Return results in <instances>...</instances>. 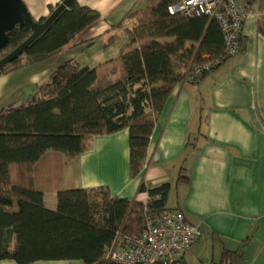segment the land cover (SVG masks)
Returning <instances> with one entry per match:
<instances>
[{"label": "trees", "instance_id": "1", "mask_svg": "<svg viewBox=\"0 0 264 264\" xmlns=\"http://www.w3.org/2000/svg\"><path fill=\"white\" fill-rule=\"evenodd\" d=\"M176 1L148 0L144 8L128 12L114 26L121 30L128 21V29L103 44L108 49L125 38L118 56L94 68L68 60L22 104L0 110V262L112 264L105 259L106 250L119 239L138 236L146 214L153 218L171 212L165 208L166 184L150 190L141 184L146 203L112 196L107 187H56V205L50 209L37 169L49 154L74 159L92 136L127 129L130 177L143 173L156 119L175 86L195 67L210 64L209 71L186 83L197 85L229 59L218 23L204 15H170L168 7ZM253 4L262 14L257 29L264 34V0L248 3ZM101 20L74 0L19 58L0 70V77L61 54ZM31 34L28 24L10 32L0 59Z\"/></svg>", "mask_w": 264, "mask_h": 264}, {"label": "crops", "instance_id": "2", "mask_svg": "<svg viewBox=\"0 0 264 264\" xmlns=\"http://www.w3.org/2000/svg\"><path fill=\"white\" fill-rule=\"evenodd\" d=\"M22 1L35 21L48 17L60 4V0ZM76 1L102 20L61 54L1 76L0 110L22 104L64 62L86 64L98 40L103 46L114 33L123 35V29H128L125 21L121 30L114 26L128 12L148 4V0ZM251 1L244 0L248 15L242 51L197 85L177 84L167 98L149 139L143 173L130 177L128 130L124 129L92 136L88 148L74 159L62 156V175L54 190L107 187L112 196L146 203V192H139L141 184L147 190L166 184L165 208L181 214L201 234L181 264H264V34L257 29L262 14L257 5H248ZM101 63H89V68ZM47 196L45 205L54 209L56 196Z\"/></svg>", "mask_w": 264, "mask_h": 264}, {"label": "built area", "instance_id": "3", "mask_svg": "<svg viewBox=\"0 0 264 264\" xmlns=\"http://www.w3.org/2000/svg\"><path fill=\"white\" fill-rule=\"evenodd\" d=\"M172 16H207L220 26L227 58L240 51V38L247 18L244 0H177L168 7ZM211 65L195 67L182 83L194 80ZM147 211H145L146 213ZM145 227L135 237L119 239L106 250L105 259L112 264H181L183 255L200 237L198 228L191 226L178 212L160 217L145 216Z\"/></svg>", "mask_w": 264, "mask_h": 264}, {"label": "water", "instance_id": "4", "mask_svg": "<svg viewBox=\"0 0 264 264\" xmlns=\"http://www.w3.org/2000/svg\"><path fill=\"white\" fill-rule=\"evenodd\" d=\"M74 0H63L44 20L35 21L22 0H0V51L8 45V34L17 27L30 25L32 34L18 47L0 59V70L19 58L65 11Z\"/></svg>", "mask_w": 264, "mask_h": 264}, {"label": "rangeland", "instance_id": "5", "mask_svg": "<svg viewBox=\"0 0 264 264\" xmlns=\"http://www.w3.org/2000/svg\"><path fill=\"white\" fill-rule=\"evenodd\" d=\"M61 3V2H60ZM142 7V6H140ZM56 8V7H55ZM54 8V10H55ZM53 10V11H54ZM51 13H49L50 15ZM118 17V16H117ZM131 22L125 21L124 26L129 27ZM126 30L123 29V32ZM102 41L101 39L98 40L97 44L93 46V50L90 52L91 55H89L86 59H88V62H85L89 66V63H101L106 60H109L110 58H114L118 56L119 54V47L124 44V40L120 43H117V46H113L111 48L105 49L102 46ZM117 50V54H116ZM87 61V60H86ZM63 155L60 153H54V154H49L48 159L44 160L43 163H41L38 166L37 169V175L41 179L42 184H43V189L45 190L46 195L49 194L47 197H51L50 195L56 196V190H54V187L56 183L60 180L61 175H62V169H61V164H62V157ZM51 157L53 159H51ZM47 164H49L50 168L47 167ZM68 184H65V187ZM58 189H62V186H58ZM52 192V194H51ZM55 193V194H54Z\"/></svg>", "mask_w": 264, "mask_h": 264}]
</instances>
